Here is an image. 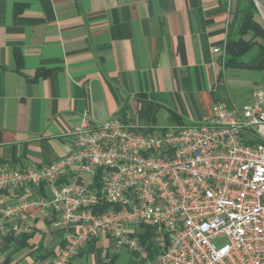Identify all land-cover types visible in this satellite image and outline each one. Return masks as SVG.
Wrapping results in <instances>:
<instances>
[{
    "label": "crops",
    "instance_id": "0c3cea01",
    "mask_svg": "<svg viewBox=\"0 0 264 264\" xmlns=\"http://www.w3.org/2000/svg\"><path fill=\"white\" fill-rule=\"evenodd\" d=\"M249 1L0 0V166L38 167L65 157L84 118L101 124L137 115L145 126L155 110L157 126L160 114L170 125V111L195 124L217 101L250 103L254 88L245 73L264 75L255 69L263 51L256 47L254 59L244 58L253 69L221 73L222 52L239 37ZM253 1L264 24L257 5L264 0ZM228 78L241 80L231 85ZM31 194L47 197L51 188ZM26 196L3 193L9 204ZM31 215L30 235H0V264H54L61 233L37 210ZM158 262L102 234L72 264Z\"/></svg>",
    "mask_w": 264,
    "mask_h": 264
},
{
    "label": "built area",
    "instance_id": "2783aa9c",
    "mask_svg": "<svg viewBox=\"0 0 264 264\" xmlns=\"http://www.w3.org/2000/svg\"><path fill=\"white\" fill-rule=\"evenodd\" d=\"M72 136L51 163L0 166V235H30L35 209L61 233L54 264H72L102 234L144 256L145 226L158 264H264V87L248 104L215 102L201 123L84 118ZM42 185L50 196L31 194ZM9 190L27 196L9 204Z\"/></svg>",
    "mask_w": 264,
    "mask_h": 264
},
{
    "label": "trees",
    "instance_id": "16d2710c",
    "mask_svg": "<svg viewBox=\"0 0 264 264\" xmlns=\"http://www.w3.org/2000/svg\"><path fill=\"white\" fill-rule=\"evenodd\" d=\"M258 11L253 0H250L246 10L241 19V27L239 29V37L237 39H230L226 44L225 51L221 57V61L227 69H252L244 62V58L254 48H259L264 53V24L258 19ZM18 67L21 66V55L17 52L15 54ZM264 69L263 63L257 68ZM40 74V73H39ZM141 119V117H139ZM169 126H184L186 123L176 113L169 112ZM156 111H151L148 117V123L151 126H157ZM144 234H139L140 243L144 246L149 254L151 261H155L159 257V252L154 243L151 241L152 230L150 227H144Z\"/></svg>",
    "mask_w": 264,
    "mask_h": 264
},
{
    "label": "rangeland",
    "instance_id": "374dc122",
    "mask_svg": "<svg viewBox=\"0 0 264 264\" xmlns=\"http://www.w3.org/2000/svg\"><path fill=\"white\" fill-rule=\"evenodd\" d=\"M256 52H255V49H253V51L250 52L249 56L247 57L249 59V61H251L252 59H254L255 55L257 54ZM221 66H222V72L221 73L223 74V76H225L226 75L225 72L227 70H229V69L228 68L227 69L225 68V65L223 64V62L221 63ZM263 70L264 69H262L261 71H263ZM245 74L247 76L246 79H245V81H246L245 84L249 88H252V89L254 88L253 89V93H252V96H253V94H254L255 91H260L264 87V75H262V72H260V71H248ZM240 75H241V77H243V74H240ZM237 80H241V79L228 78V81L230 82L231 85L234 84L233 82H237ZM231 99H232L231 101H233L235 103H237L236 101H239V100H236L235 96H232ZM158 118H159V120H158L159 123L158 124H161L160 125L161 127H168L169 126V122L167 121V118L165 116H162V114H160V115H158ZM148 125L151 126L150 123H148V124L146 123L144 127H146ZM225 242H226V239L225 238H221V239L215 241V244L217 246H221Z\"/></svg>",
    "mask_w": 264,
    "mask_h": 264
}]
</instances>
